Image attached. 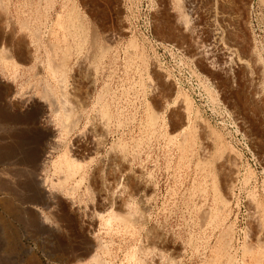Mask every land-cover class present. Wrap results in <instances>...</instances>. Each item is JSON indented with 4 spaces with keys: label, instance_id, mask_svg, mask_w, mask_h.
I'll return each instance as SVG.
<instances>
[{
    "label": "rangeland",
    "instance_id": "obj_1",
    "mask_svg": "<svg viewBox=\"0 0 264 264\" xmlns=\"http://www.w3.org/2000/svg\"><path fill=\"white\" fill-rule=\"evenodd\" d=\"M205 1H0V78L13 87L14 103L51 85L76 114L68 131L58 113L40 116L44 129L55 130L48 142H57L44 173L63 179L52 164L66 152L82 165L67 184L70 197L59 194L55 207L39 195L38 206L18 202L31 198L36 182L32 164L17 161L45 141L34 136L27 111L0 123V204L11 198L19 207L9 214L0 205V264H77L64 247L81 255L92 236L107 264H264V0H215L219 11L236 16L219 28L252 51L250 69L226 64L213 46ZM66 52L61 83L49 68L52 61L60 68ZM39 211L51 219L45 230ZM112 214L132 219L108 222Z\"/></svg>",
    "mask_w": 264,
    "mask_h": 264
},
{
    "label": "bare ground",
    "instance_id": "obj_2",
    "mask_svg": "<svg viewBox=\"0 0 264 264\" xmlns=\"http://www.w3.org/2000/svg\"><path fill=\"white\" fill-rule=\"evenodd\" d=\"M1 1V0H0ZM39 1V0H38ZM172 1V0H171ZM181 1H183V0H181ZM205 1V0H204ZM219 1V0H218ZM218 1H215V0H208V2L207 1H205V2H207L208 3V5H209V13H208V15H209V28H210V31L209 32H211V35H210V41H212V44H213V46L215 47V48H217L218 50V52L219 53H221L222 55H223V59H224V61L226 62V64H227V60H232V61H234V63H236V66L238 67V68H249L250 69V65H251V63L252 62H255L256 63V60L254 61V57L252 56L253 54L251 53L252 51L249 49H246L245 51H241V49H242V45H241V43H239V42H235V41H232L231 39V41H227L226 40V36H225V33L223 32V31H221V29L219 28V23H223V24H225V23H227V22H235V20L237 19L236 18V16L234 15V14H231V13H226V12H222V11H219V4H217L218 3ZM8 2V1H7ZM177 2H178V0H177ZM180 2V1H179ZM179 2H178V4H179ZM203 2V1H202ZM220 2V1H219ZM4 3V2H3ZM193 3V2H192ZM0 4H2L1 2H0ZM47 4H49V3H47ZM196 4V3H195ZM199 4V3H198ZM206 4V3H205ZM4 5V4H3ZM69 5V4H68ZM180 5V4H179ZM207 5V4H206ZM64 6V5H63ZM196 6V5H195ZM223 6V5H222ZM44 7V6H43ZM54 7V6H53ZM56 7V6H55ZM65 8H67L66 7V5L64 6ZM191 7V6H190ZM1 8V7H0ZM3 8H4V6H3ZM46 8V7H45ZM171 8V7H170ZM5 9V8H4ZM221 9V8H220ZM3 10V9H2ZM51 10V9H50ZM74 10V9H73ZM72 10V11H73ZM5 11V10H4ZM37 11V10H36ZM182 11V10H181ZM51 12V11H50ZM180 12V11H179ZM183 13L185 12L184 11V9H183V11H182ZM6 13V12H5ZM71 13V12H70ZM69 13V14H70ZM73 13H74V11H73ZM73 13H71L72 15H74ZM183 13H182V15H183ZM5 16V15H4ZM27 16V15H26ZM64 16V15H63ZM176 16V15H175ZM185 16V15H184ZM2 17V16H1ZM187 17V16H186ZM32 18V17H31ZM42 18V17H41ZM60 18V17H59ZM71 18V17H70ZM184 18V17H183ZM182 18V19H183ZM188 18V17H187ZM14 20V19H13ZM62 20V19H61ZM187 20V19H186ZM186 20H184L185 21V23H186ZM26 21V20H25ZM68 21V20H67ZM71 21V20H70ZM190 21V20H189ZM20 22V21H19ZM31 22V21H30ZM41 22V21H40ZM58 22H61V21H58ZM72 23H67V24H71L70 25V27H69V29L71 28L72 30H73V28L75 29V26L73 25V19H72V21H71ZM180 22V21H179ZM38 23V22H37ZM182 23V22H181ZM23 24V23H22ZM61 24V23H60ZM63 24H64V22H63ZM79 26V25H78ZM77 26V27H78ZM188 26V25H187ZM24 27V26H23ZM26 27V26H25ZM63 27H64V25H63ZM221 27V26H220ZM33 28V27H32ZM60 28H61V26H60ZM15 29V28H14ZM66 29V28H65ZM64 29V30H65ZM68 29V28H67ZM233 29V28H232ZM28 30V29H27ZM50 30V29H49ZM62 30V29H61ZM82 30V29H81ZM84 30V29H83ZM29 31V30H28ZM54 31V30H53ZM63 31V30H62ZM21 32H23V31H21ZM70 32H71V30H70ZM76 32V31H75ZM35 33H36V30H35ZM239 33V32H238ZM36 34H38V33H36ZM50 34V33H49ZM53 34V33H52ZM230 34V33H229ZM228 34V35H229ZM232 34V33H231ZM21 35H22V33H21ZM194 35H195V33H194ZM35 36H38V35H35ZM43 36V35H42ZM57 36H58V34H57ZM75 36V35H74ZM34 37V36H33ZM75 37H77V36H75ZM86 37V36H85ZM85 40V42H86V39L87 38H84ZM65 40V39H64ZM83 41V40H82ZM64 43V42H63ZM68 43V42H67ZM75 43V42H74ZM70 44V43H69ZM82 44V43H81ZM34 45V44H33ZM57 45V44H56ZM83 46V45H82ZM91 46V45H90ZM99 46H100V44H99ZM102 46V45H101ZM104 46H105V44H104ZM55 47V46H54ZM93 47L95 48H97L98 47V43H97V40L95 41H93ZM67 48V47H66ZM76 48V47H75ZM94 48H92V49H94ZM203 48V47H202ZM212 48V47H211ZM246 48V47H245ZM30 49V48H29ZM54 49V48H53ZM89 49V48H88ZM99 49V48H98ZM6 50H8V49H6ZM69 50V49H68ZM102 50V49H101ZM103 50H105V49H103ZM203 50V49H202ZM202 50H200V49H198V51H199V53H202L201 51ZM212 50V49H211ZM26 51V50H25ZM61 51V50H60ZM99 51V50H98ZM110 51V50H109ZM1 53V56L0 57H2L3 55H2V53H3V50L2 51H0ZM104 52H107V51H104ZM102 53V54H105V53ZM89 53V52H88ZM92 53V52H91ZM96 53V52H95ZM10 54V53H9ZM8 54V55H9ZM7 55V56H8ZM13 55V54H12ZM69 53L68 52H66L65 53V55H64V60H63V62L61 63V65H60V68L59 67H57V66H53L52 65V62L54 63V61H52L51 62V65H50V68L49 69H51V71L53 72V74H52V72H51V74L53 75L52 77H54V76H57V75H59V74H61V76H62V82L61 83H65L66 82V75H64L65 73H64V69L63 68H65L64 66H66V62H67V59H69L70 57H69ZM88 55V54H87ZM97 55H98V53H97ZM211 54H207V56H210ZM51 56V55H50ZM91 56V59H92V55H90ZM100 56V55H99ZM5 57V56H4ZM12 57V56H11ZM53 57V56H52ZM51 57V58H52ZM69 57V58H68ZM84 57H85V55H84ZM31 58V57H30ZM94 58V57H93ZM101 58V57H100ZM254 58V59H253ZM11 60V59H10ZM9 60V61H10ZM98 60H100V59H98ZM3 61V60H2ZM7 61V60H6ZM5 61V62H6ZM13 61V60H12ZM23 61V60H22ZM90 61V60H89ZM24 62V61H23ZM83 63H84V61H83ZM233 63V64H234ZM48 64H49V62H48ZM55 64V63H54ZM96 64V63H95ZM225 64V65H226ZM87 65H89V64H87ZM87 65H84V68L86 69V70H88V69H92V68H88V66ZM252 65H254L253 63H252ZM251 65V66H252ZM17 66V65H16ZM93 66V65H92ZM91 66V67H92ZM16 68V67H15ZM67 68V67H66ZM260 68V67H259ZM258 68V69H259ZM79 69H80V67H79ZM257 69V68H256ZM94 70V69H93ZM14 71V70H13ZM90 71V70H89ZM234 71V70H233ZM249 71V70H248ZM258 71H260V69L258 70ZM257 73V72H256ZM1 74V73H0ZM16 74V73H15ZM18 75V74H17ZM16 75V76H17ZM7 77V76H6ZM14 77V76H13ZM21 77V76H20ZM58 77V76H57ZM246 77V76H245ZM86 78H87V76H86ZM250 78V77H249ZM16 79V78H15ZM260 79V78H259ZM17 80V79H16ZM55 80H56V78H55ZM257 82V81H256ZM5 83V81L2 79V77L0 78V123H4V124H8V122L10 123L11 122V120H13L14 118H12L13 117V114H12V112H14V111H17L18 113H19V116H24L25 115V117H26V119L27 118H32V119H34V121L36 120V126H37V131L34 133V136H36V135H39V136H41V137H39V138H41V141L44 139V141L45 142H43V144H41L40 146L38 145L39 143H40V140H39V142L37 143V141H36V143H37V146H39V147H37V148H35V149H33V150H30L29 152H27V153H23L24 154V156H23V158H21V159H19L17 162H18V164H32V166H33V169H34V175H35V177L34 178H32V179H35V182H36V186H35V189H34V191L32 190V194H31V198L29 197V199H23L22 197H20L21 199H17V201L18 202H20V203H22V204H26V205H34V206H38V205H40V203H39V201H37V200H35V196L36 195H39V196H41V200H43L42 202L44 203L45 201L47 202V204L48 205H53V204H55L56 202H58V200H60L59 199V194H63V193H67V197L66 198H69L70 197V195H71V193L69 192L70 190H72V189H68L67 188V184H68V182H69V180L74 176V175H77V172L79 171L78 169H79V167H80V165L77 163L78 162V160L76 161V159L75 160H73L72 158H71V154H69V152H66L65 154H63V156H61V157H59V159L57 160V161H53V166L55 167V170H56V173H59V174H62L63 176V179L61 178V177H59V178H61V179H57V180H55L54 178V180H52V179H49V177L47 176V174H45V173H48V172H45V169H47V166H48V164L52 161V156H53V154L51 153V152H48L49 150H51V151H54V150H56V143L57 142H55V141H50V142H48L49 141V139L51 138V137H56V136H54V134H55V130L53 129V128H50V129H44L40 124H39V119H40V116L42 115V114H46V113H50V114H53V113H58V118H59V122L58 123H60L61 125H62V127L65 129V130H67V129H72V123H71V121L73 120V116L74 115H76V114H74L73 115V112L72 111H74V110H71V107H70V102H71V100L69 101V99L67 98V96H66V93L64 92V94H63V96L61 97V99L59 100L58 98H57V94H56V91H55V88H53L51 85H48V86H46L45 87V89L43 90V92H42V95L40 96V94L38 95L37 94V98L34 96V97H31V98H29V99H27V100H22V101H20V100H18V102L20 101V102H22L21 103V105H18V104H15L14 102L16 101V96H13V94H14V89H13V87L12 86H9V85H7V84H4ZM7 83V82H6ZM60 83V84H61ZM20 85V84H19ZM21 86V85H20ZM30 86V85H29ZM67 86V85H66ZM61 87H62V85H61ZM264 87V86H263ZM63 88V87H62ZM30 89V88H29ZM64 89V88H63ZM63 89H61V90H63ZM65 90V89H64ZM30 91V90H29ZM22 92V91H21ZM74 93V92H73ZM178 93V92H177ZM16 94V93H15ZM72 94V93H71ZM26 95H27V93H26ZM40 97V99H39V97ZM79 96V95H78ZM261 96V95H260ZM73 97V96H72ZM104 98V97H103ZM19 99V98H18ZM20 99H22V97L20 98ZM38 99V100H37ZM101 100H103V99H101ZM100 101V100H99ZM20 102H19V104H20ZM102 102V101H101ZM44 104V105H40V104ZM47 104H48V106L49 107H47ZM41 106V107H40ZM74 106V105H73ZM81 106V105H80ZM74 107H76V106H74ZM58 108V109H57ZM184 108V107H183ZM74 109V108H73ZM24 111H27L28 113L27 114H24L23 115V112ZM76 111V110H75ZM103 114H105V113H103ZM27 115V116H26ZM46 115H49V114H46ZM98 115V114H97ZM96 115V116H97ZM50 116V115H49ZM48 116V117H49ZM45 117H47V116H45ZM111 117V116H110ZM49 119V118H48ZM98 120V119H97ZM110 120V119H109ZM151 122H156V117L155 116H151ZM21 121H22V119H21ZM25 122V121H24ZM28 122V121H27ZM30 122V121H29ZM77 123H78V121H76ZM75 122V120H74V122L73 123H76ZM108 122V121H107ZM55 123L56 122H53V121H49V123H48V125L49 126H55ZM76 123V124H77ZM95 123V122H94ZM27 124V123H26ZM92 124V123H91ZM152 124V123H151ZM58 125V124H57ZM49 126H47V127H49ZM88 126V125H87ZM97 126H99V124L97 125ZM91 127V126H90ZM94 127H95V125H94ZM94 127H93V129H94ZM188 124H184L183 125V128H182V130L185 132L188 128ZM8 128V127H7ZM55 128H56V126H55ZM98 128L96 127L94 130H97ZM73 130H74V128H73ZM99 130H100V128H99ZM68 131V130H67ZM91 131V130H90ZM98 131V130H97ZM100 132H104V130L103 131H100ZM84 133V132H83ZM92 133H94V132H92ZM87 134V133H86ZM96 134V133H95ZM101 134V133H100ZM94 135V134H93ZM99 135V134H98ZM18 136H20V135H18ZM91 136V135H90ZM95 136H97V134L95 135ZM66 138V137H65ZM100 138H102V137H100ZM173 138V137H172ZM90 139H91V137H90ZM96 139V138H95ZM94 139V137L92 138V141H94L93 143H92V145L91 146H93V149L95 150V151H97V153L96 154H98V152L100 151V149H101V145H102V140L101 139H99V136L97 137V139L95 140ZM19 140V139H18ZM38 140V139H37ZM57 140V139H56ZM89 140V139H88ZM172 140V139H171ZM47 142H48V144H47ZM42 143V142H41ZM86 144V143H85ZM62 145V144H61ZM89 149V148H88ZM68 151H70V150H68ZM91 151V150H90ZM87 153V152H86ZM95 153V152H94ZM10 154V153H9ZM11 155V154H10ZM19 155H21V154H19ZM14 156H16V155H14ZM91 156V155H90ZM6 158V157H5ZM15 158V157H14ZM122 158V157H121ZM83 159V158H82ZM10 160V159H9ZM88 160V159H87ZM86 161V160H85ZM12 162V161H11ZM11 162H9V163H11ZM15 162V161H14ZM236 162V161H235ZM234 162V163H235ZM0 163H2V162H0ZM4 163V162H3ZM8 163V164H9ZM12 164H14V163H12ZM11 164V165H12ZM119 164H120V167H121V169L122 170H124V171H126V169H127V166H126V164H125V162L122 160V159H119ZM31 166V165H30ZM82 166V165H81ZM237 166V165H236ZM103 167V166H102ZM234 168H235V166H234ZM54 169V168H53ZM101 169V168H100ZM91 170V169H90ZM96 170V169H95ZM111 170V169H110ZM116 170V169H115ZM8 171V170H7ZM27 171V170H26ZM94 171V170H93ZM45 172V173H44ZM103 172V171H102ZM9 173V172H8ZM30 173V172H29ZM6 173L4 172V171H2V170H0V179H2V178H4V175H5ZM55 174V173H54ZM53 174V175H54ZM58 174V175H59ZM110 174V173H109ZM61 176V175H60ZM96 176V175H95ZM108 176V175H107ZM102 177V176H101ZM117 178V177H116ZM131 178V177H130ZM5 180V179H4ZM235 180V179H234ZM56 181V182H55ZM3 182V181H2ZM13 182V181H12ZM103 182V181H102ZM0 183H1V181H0ZM5 183V185H6V182H4ZM79 183H81L80 181H79ZM83 183V182H82ZM81 183V184H82ZM99 183V182H98ZM108 183V182H107ZM117 183V182H116ZM130 183V182H129ZM232 183V182H231ZM8 184V183H7ZM113 184V183H112ZM118 184L120 185V183L118 182ZM132 184V183H131ZM75 185V184H74ZM78 185V184H77ZM116 186H117V184H115ZM126 185V184H125ZM32 186V185H31ZM79 186H81V185H79ZM123 186V185H122ZM4 186L2 185V187H0V191H2L1 193H3V191H6V188H4L5 190H1V188H3ZM6 187V186H5ZM91 187V186H90ZM107 187V186H106ZM113 187V186H112ZM132 186H130V188H131ZM230 187V186H229ZM76 188H78V187H76ZM114 188V187H113ZM120 188H122V187H120ZM129 188V189H130ZM9 189V188H8ZM11 189V188H10ZM79 189H80V187H79ZM125 189H126V187H125ZM133 189V188H132ZM230 189V188H229ZM27 190V189H26ZM74 190V189H73ZM124 190V189H123ZM8 192L10 191V190H7ZM28 191V190H27ZM26 191V192H27ZM117 191V190H116ZM116 191H114V192H116ZM123 192V191H122ZM121 192V193H122ZM127 192V191H126ZM10 193H12V192H10ZM10 193H9V196H13V195H10ZM72 193H73V191H72ZM129 193V192H128ZM133 193H134V191H133ZM103 194V193H102ZM108 194H110V195H107V199L109 200V201H112V200H114V195H112V193H108ZM66 195V194H65ZM129 195V194H128ZM8 196V197H9ZM61 196V195H60ZM63 196V195H62ZM28 197V196H27ZM229 197V196H228ZM14 198V197H13ZM34 198V199H33ZM83 198V197H82ZM105 198V197H104ZM15 199V198H14ZM131 199V198H130ZM69 201V200H68ZM67 201V202H68ZM221 201V200H220ZM66 202V203H67ZM76 202V201H75ZM74 202V203H75ZM83 202V201H82ZM123 202V201H122ZM226 203V202H225ZM58 204V203H57ZM69 204H70V202H69ZM103 204V203H102ZM1 205V207L2 208H4L9 214H15V209L16 208H19L17 205H18V203H16L15 202V200H13V199H9L8 201H5V202H3V203H1L0 204ZM81 205V204H80ZM84 205V204H83ZM120 205V204H119ZM47 206V205H46ZM54 207L56 206V204L55 205H53ZM53 206H51V207H53ZM67 206H69V205H67ZM71 206V205H70ZM74 206V205H73ZM111 206V205H110ZM49 208H51L50 206H48ZM150 207V206H149ZM75 208V207H74ZM52 209V208H51ZM101 209V208H100ZM150 209V208H149ZM224 209V208H223ZM29 210H31V209H29ZM75 210H76V208H75ZM110 210V209H109ZM130 210V209H129ZM258 210V209H257ZM35 211V210H34ZM33 211V212H34ZM62 211V210H61ZM81 211V210H80ZM107 211V210H106ZM111 211V210H110ZM109 211V212H110ZM52 212H54V210L52 211ZM108 212V211H107ZM112 212V211H111ZM38 213H40V211L38 212ZM44 213V212H43ZM58 213V212H57ZM76 213V212H75ZM125 213H127V212H125ZM124 213V214H125ZM129 213V212H128ZM263 213V212H262ZM34 214V213H33ZM91 214V213H90ZM134 214V213H133ZM256 214V213H255ZM53 215H55V214H53ZM57 215V214H56ZM92 215V214H91ZM135 215V214H134ZM143 215V214H142ZM208 215V214H207ZM36 216V215H35ZM58 216V215H57ZM70 216V215H69ZM73 216V215H72ZM79 215H77V217H78ZM82 216V215H81ZM80 216V217H81ZM89 216V215H88ZM101 216H102V213H101ZM206 216V215H205ZM44 218L43 220H44V222H41V228H42V230H45L44 228H43V225H45V224H48V223H51V219L49 218V217H44L43 215H42V213H40V218ZM80 217H79V219H80ZM87 217V216H86ZM99 217H100V215H99ZM132 219V217H131V215L130 216H127V218H126V216L125 217H123V216H120V215H115V214H112L111 216H110V218H109V220H108V222H111V221H117V220H119V219H121V221H124L125 223L127 222H129L131 219ZM141 217V216H140ZM91 218V217H90ZM143 218H144V216H143ZM142 218V219H143ZM76 219V218H75ZM139 219V218H138ZM204 219H206V218H204ZM42 220V219H41ZM68 220V219H67ZM100 220V219H99ZM133 220H134V218H133ZM71 221V220H70ZM80 221H81V219H80ZM116 221H115V223H116ZM120 221V220H119ZM141 221V220H140ZM212 221H213V219H212ZM82 222V221H81ZM123 222V223H124ZM136 222H137V219H136ZM84 223V222H83ZM107 223V222H106ZM36 224V223H35ZM90 224V223H89ZM93 224V223H92ZM100 224V223H99ZM109 223H107L106 225H108ZM259 224V223H258ZM49 225V224H48ZM70 226V225H69ZM74 226V225H73ZM108 226H110V225H108ZM54 228L55 227H57V229H58V225L57 226H53ZM260 227H262V226H260ZM259 227V228H260ZM93 228V227H92ZM106 228V227H105ZM258 228V227H257ZM47 230V229H46ZM68 230V229H67ZM96 230V229H95ZM114 230V229H113ZM79 231V230H78ZM69 233V232H68ZM90 234V233H89ZM256 234V233H255ZM72 236V235H71ZM85 236V235H84ZM96 237V236H95ZM95 237H91L90 238V242L88 243V246H87V248H86V252L85 253H83V254H81V255H75V249L74 248H72L71 246H67L66 245V247H64V251L67 253V254H69V255H73V258H72V261L71 262H76L77 264H107V262L105 263H103L102 261H101V259H100V256L98 255V251L96 250L97 248H98V246H99V243H98V241H97V239L95 238ZM86 238V237H85ZM147 239V238H146ZM100 240V239H99ZM105 240V239H104ZM225 242V241H224ZM227 242V241H226ZM86 244V243H85ZM111 245V244H110ZM253 245V244H252ZM251 245V246H252ZM223 246V245H222ZM228 246V245H227ZM254 246V245H253ZM103 247V246H102ZM104 247H106V246H104ZM111 247V246H110ZM149 248V247H148ZM223 248V247H222ZM253 248V247H252ZM28 249V250H27ZM27 249H26V252L25 253H27V255H28V259L29 260H31V259H34V258H32L31 257V255H34V253H35V250L34 249H32L31 247H27ZM103 249V248H102ZM261 249V248H260ZM106 250H108V248L106 249ZM140 250H142V249H140ZM263 250V249H262ZM131 251H132V249H131ZM263 253V252H262ZM61 254V253H60ZM127 254H129V253H127ZM134 254H135V252H134ZM225 254V253H224ZM217 255H219V254H217ZM260 256V255H259ZM264 256V255H263ZM134 258V257H133ZM62 259V258H61ZM60 259V260H61ZM135 259V258H134ZM133 259V260H134ZM219 259V258H218ZM225 259V258H224ZM255 259V258H254ZM261 259H263L262 257H261ZM153 261V260H152ZM171 261V260H170ZM217 261V260H216ZM261 261V260H260ZM58 262H60V261H58ZM70 261L68 260L67 261V263H69ZM147 262V261H146ZM146 262H145V264H146ZM214 262H215V260H214ZM220 262V261H219ZM120 264V263H119ZM128 264V263H127ZM130 264V263H129ZM160 264V263H159ZM217 264V263H216ZM258 264H260V263H258Z\"/></svg>",
    "mask_w": 264,
    "mask_h": 264
}]
</instances>
